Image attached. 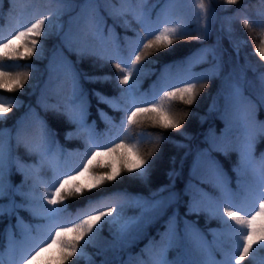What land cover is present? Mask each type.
I'll list each match as a JSON object with an SVG mask.
<instances>
[{
    "label": "snow or ice",
    "instance_id": "obj_1",
    "mask_svg": "<svg viewBox=\"0 0 264 264\" xmlns=\"http://www.w3.org/2000/svg\"><path fill=\"white\" fill-rule=\"evenodd\" d=\"M11 2L9 0L10 5ZM55 2L57 7L49 15H42L26 25L18 24V30L10 38L0 35V90L14 93L25 86L30 72L13 74L5 71L8 66L6 62L42 57V38H47L52 33L53 17L59 21L69 7H77L74 0ZM110 2L111 0H83L79 5L81 13L68 21L69 29L62 40L70 52H76L78 61L94 57L101 62V66L113 64L116 69L115 78L119 85L124 86L119 89L120 95L111 98L100 92L95 95L110 107L123 109L126 122L122 118L119 125L101 113L110 128H116L123 135L116 137L119 143H112L109 147L102 141L101 134L95 131L94 123L89 125L86 120L88 100L81 79L103 83L112 81L113 77L82 74L76 64L59 53L68 91L60 103L46 104L45 107L62 112L75 125L76 131L67 133L66 139H83L85 148L84 152H69L64 149L55 140V133L46 122L31 110L27 114L33 116L35 121L31 131L24 126L27 115L17 122L14 129L0 128V217L15 215V227L19 230V238L13 232L11 224L5 230L8 264H21V261L23 264H69L73 258H86L89 264H94L85 249L99 236L105 225L109 226L115 240L110 247L117 251L131 247L146 235V229L150 225L162 219L170 208L181 202L182 194L174 190L175 177L180 175L175 168L168 173L170 183L151 193L150 198L118 193L113 197L89 200L84 208L77 210L71 220L66 218V215H70L67 213V202L100 189L108 182L117 180L122 173L146 177L154 152L158 151V145L166 137L158 136L157 148L144 156L137 144L125 143L130 139L128 133L131 126L146 118L153 126L161 129L181 131L187 113L184 116L173 114L170 110L173 102L192 105L207 87L206 83L197 86L196 82L212 78H222L223 81L210 111L220 114L224 128L219 136L214 129H210L205 137L208 147L197 148L194 154L191 149L186 152L181 160V168L184 159L193 154L190 179L183 190V195L189 197L185 216L206 213L210 219L218 220L221 227L209 230L212 235V240L209 241L197 227V221L182 218L176 207L168 216L164 231L157 233L159 239H150L145 248L141 249V253L148 257L141 264H233V255L235 264H242L256 251L264 249V154L258 160L255 156V145L259 138L264 137V121L258 119V112L264 107V73L259 76L260 92L253 100L244 92V71L240 70L237 74L234 68L222 77V54L217 51L216 46L204 47L178 65H166L153 85L149 98L148 93L140 91L142 76L151 72V69L146 68L150 63L149 58L170 50L180 39L202 41L204 36H187L188 18L183 14L185 0H152L151 4L149 0H119L120 7L113 5L105 9L108 15L124 18L125 27L130 26L128 17L139 25V31L133 29L136 31L135 39L129 40L126 37V43L122 46L112 28H108L107 34L105 33L106 21L101 15V9L105 3ZM190 2L194 14L203 19V31L206 33L208 21L215 15L212 0H208L207 4L205 0ZM224 2L235 5L240 0ZM2 5L3 0H0V17L3 16ZM157 8L159 11L153 19V12ZM9 11L12 12L11 7ZM173 13H176L175 18ZM242 23L246 29L251 26L249 18H244ZM73 24L81 25L79 40L71 34ZM55 27L57 34L63 30L61 23H56ZM228 31H232L231 27ZM234 47L239 55V44ZM255 52L264 60V41H261V46ZM203 63H209L210 67L201 73L193 71L196 65ZM26 67L36 71L31 63ZM174 67L177 69L175 73L172 72ZM49 71H53L52 62L49 64ZM19 106L20 102L16 97L0 95V122L6 120L7 115ZM181 134L186 135L182 131ZM140 135L143 136V133ZM178 146L188 147L183 144ZM20 148L29 157H33L35 162L26 163L17 154ZM233 151L239 155L233 167L238 177L236 191L230 187L231 181L227 173L212 155L213 152H219L227 156ZM73 158H77L75 162L68 163ZM13 169L23 177L19 184H14L11 179ZM248 176L254 179L255 189L245 179ZM205 184L210 185L216 195L205 191L201 186ZM17 197L20 198L19 202ZM4 200L7 203H3ZM257 200L258 208L255 207ZM128 209H137L138 214L129 216ZM21 210L28 212L36 223H26L19 215ZM17 250L20 252L18 257L15 256ZM217 252L222 253V259H216ZM170 253L175 255L170 258ZM129 259L131 260V256ZM0 264H4V249H0Z\"/></svg>",
    "mask_w": 264,
    "mask_h": 264
},
{
    "label": "trees",
    "instance_id": "obj_2",
    "mask_svg": "<svg viewBox=\"0 0 264 264\" xmlns=\"http://www.w3.org/2000/svg\"><path fill=\"white\" fill-rule=\"evenodd\" d=\"M83 0H74L77 7H69V10L59 18V21L55 17L52 19L53 28L52 33L44 40V54L42 57H32L28 60L22 61H9L5 67V71L12 72H24L29 71V80L25 86L14 92H4L0 90V95L5 97H16L20 102L18 108H14L12 112L7 115L6 120L0 122V128L14 129L17 122L24 118L31 111H34L35 116L46 122L48 127L55 133V140L69 152H84L85 144L83 139L73 138L66 139V135L69 132H75V125L71 124L67 117L62 112L56 111L54 108L45 105H56L61 102L63 96L67 94L68 85L65 82L63 61L59 53H63V57L76 64L77 68L82 74L88 75H110L113 77L112 81L108 82H96L92 83L85 79H81V84L87 94L88 100V114L86 117L89 125L95 126L97 133H103L104 140L108 142L109 134L108 129L110 126L106 123L105 118L101 115L104 113L107 117H110L114 124L119 125L121 119L124 118L126 122V116L123 109H114L108 104L101 102L95 95L96 92H100L107 97H116L120 95L119 89L124 87L119 85L118 79H116V69L112 63L101 66V62L94 57H86L78 61V56L75 51H69L64 45L62 36L57 34L56 23L64 21L67 15H72L82 4ZM152 0H149L151 4ZM208 3V0H205ZM113 5L120 7L119 0H111L110 3H105L101 9V15L104 16L106 21V31L108 28H112L115 35L119 37L121 45H125V38L134 40L136 37V31H139V25L128 17L129 27L124 26V18H113L108 15L105 9L111 8ZM3 16L0 17V35L5 38H10L11 34L18 30L17 25H26L29 22H34L35 19L40 18L42 15H49L52 13L57 4L55 0H12L11 5L9 0H3ZM12 9L10 13L9 9ZM212 7L215 9L214 17L208 21V31H203L204 21L201 17L194 14L193 5L190 0H185L183 6V14L187 16L186 21V34L190 37L197 35H203L202 41L195 39H180L178 40L170 50H165L158 53L154 57H150L146 68L151 69V72L142 76L140 91L148 93L151 97L153 85L156 83L161 72L166 65H178L182 61L187 60L188 57L197 53L199 49L209 46H216L217 51L222 54L224 72L227 74L232 69L237 70L239 74L240 70H243L246 77L245 83V95L255 100L256 96L260 92L259 76L264 73V60L256 54L255 49L261 46V41H264V2L262 0H240V3L235 5H228L224 0H212ZM159 11V8L154 10L153 19H155V13ZM176 13L172 16L175 18ZM249 18L251 26L244 28L243 19ZM231 27L232 31L229 32L228 28ZM135 29L136 31H134ZM81 37L79 29V36ZM239 44V57L235 52V45ZM111 46L109 45V48ZM55 57V58H54ZM154 61V62H153ZM209 61L211 57L209 56ZM52 62L53 71H49V64ZM31 63L36 71H32L26 67ZM19 65L18 67L15 65ZM59 67V68H57ZM209 63L198 64L193 69L196 73H201L205 69L209 68ZM177 69L174 67L172 72L175 73ZM50 76L52 79L50 80ZM197 83H206L207 87L200 92L196 101L192 105L184 104L180 101H174L171 107L173 114L178 116H184L181 131L186 135H182L181 131L172 129H161L158 126H153L149 120L143 119L141 123L131 126V131L128 133L130 139H127V144H137L142 155L147 156L149 152H153L157 148V137L163 135L166 137L159 145L158 151L154 152L152 157V163L150 171L146 177H138L132 173H122L120 177L115 181L108 182L100 189L93 190L91 193H85L84 196L70 199L68 204L67 219H74L77 210L84 208L89 200H98L108 197H113L118 193H127L132 196H143L146 198L151 197V193L155 192L161 186L170 183L168 173L175 168L180 175L175 177V191L180 192L181 202L178 205H174L173 208L168 210V213L156 223L150 225L146 229V235L137 240L131 247L117 251L110 247L112 243H115L113 233L110 232L109 226L105 225L99 236L89 244L85 251L87 255L91 256L94 264H141V261L147 260L146 254L141 253V249L145 248L149 240L152 238L159 239L158 232H163L165 222L168 216L172 214L174 208L178 207L179 214L182 218L190 221H197V227H199L204 233L206 238L211 241L212 235L210 229H216L221 227L220 223L216 219H210L206 213H200L198 215L193 214L191 216H185L187 211V204L189 197L183 195V190L190 179L189 172L193 161V154L197 148L205 149L208 147V143L205 137L208 135L210 129H214L216 135L219 136L220 132L224 128V122L220 119V114L215 111H210L213 104L215 95L218 94V90L222 88V78H212L210 80H200ZM47 85V87H46ZM180 86V85H176ZM162 94V93H161ZM157 99L159 97L157 96ZM222 103V101H221ZM143 107L144 105H139ZM258 119L264 121V107L260 108L258 112ZM34 117L27 115V119L24 120V126L32 130L34 127ZM143 133V136L140 135ZM123 135L121 132L119 134ZM191 137V139H188ZM106 144L110 147L112 143H119V139L115 141H109ZM14 143V142H13ZM183 144L188 147H179ZM192 150L193 154L188 155L187 159L183 161V168H181V160L186 152ZM17 154L20 155L26 163L35 162L33 157H29L23 148L17 150ZM261 154H264V137L258 139L255 145V156L257 160ZM212 155L219 161L223 169L227 173L231 184L230 187L233 191L237 190V174L233 171V167L238 161L239 155L237 152H230L227 156L219 152H213ZM77 158H73L75 162ZM173 160L175 163H173ZM71 163V162H68ZM102 169H98L101 171ZM51 173L49 172L48 175ZM22 175L13 169V175L11 177L14 184H19L22 180ZM249 185L255 189L256 184L251 176L245 178ZM205 191L212 195H216V192L210 185H201ZM166 195V193H165ZM20 198L17 197L19 202ZM7 203V200L2 201ZM240 203H244L240 201ZM259 201L255 202V207L258 208ZM223 205H221V210ZM235 210V209H234ZM251 209H249V212ZM137 209H128L127 215H137ZM241 214H244L243 212ZM19 215L23 217L26 223H36L29 213L21 210ZM16 216L11 217L5 215L0 217V249H4V259L8 258L7 252V237L5 230L11 224L12 230L19 238V230L15 227ZM183 225H181L182 227ZM231 245H229L230 250ZM242 247V245H241ZM175 253H170V258ZM238 255V252L236 253ZM18 257L19 255H15ZM131 256V260L129 257ZM216 259L223 258L222 253H215ZM233 264H235V255L232 256ZM21 264L23 262L21 261ZM69 264H89L86 258H73L69 261ZM242 264H264V249H260L255 252L251 258H246Z\"/></svg>",
    "mask_w": 264,
    "mask_h": 264
},
{
    "label": "rangeland",
    "instance_id": "obj_3",
    "mask_svg": "<svg viewBox=\"0 0 264 264\" xmlns=\"http://www.w3.org/2000/svg\"><path fill=\"white\" fill-rule=\"evenodd\" d=\"M68 19H69V18H68ZM64 29H67V31H68V29H69V23H68L65 27L63 26V33H64ZM71 29L74 30V28H73L72 26H71ZM67 31H66V32H67ZM112 133H113V134H116V133H117V130H113Z\"/></svg>",
    "mask_w": 264,
    "mask_h": 264
}]
</instances>
